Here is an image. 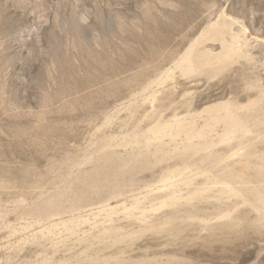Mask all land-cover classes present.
<instances>
[{
  "label": "rangeland",
  "instance_id": "rangeland-1",
  "mask_svg": "<svg viewBox=\"0 0 264 264\" xmlns=\"http://www.w3.org/2000/svg\"><path fill=\"white\" fill-rule=\"evenodd\" d=\"M0 264H264V0H0Z\"/></svg>",
  "mask_w": 264,
  "mask_h": 264
}]
</instances>
